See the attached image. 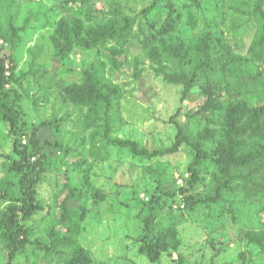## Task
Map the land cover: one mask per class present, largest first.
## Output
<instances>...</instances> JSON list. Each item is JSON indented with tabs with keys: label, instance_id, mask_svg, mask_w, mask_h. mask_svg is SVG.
Here are the masks:
<instances>
[{
	"label": "rangeland",
	"instance_id": "rangeland-1",
	"mask_svg": "<svg viewBox=\"0 0 264 264\" xmlns=\"http://www.w3.org/2000/svg\"><path fill=\"white\" fill-rule=\"evenodd\" d=\"M90 1L93 10L100 9L106 14L117 2L132 17L139 16L153 2ZM259 1L217 0L221 6L222 23L215 31L210 26L213 0H196L198 5L191 0H175L183 16L172 33L187 42H198L209 34L215 49L218 43H223L233 54L247 58L254 74L259 73L264 81V61H254L250 55L258 22L248 15ZM70 3L67 0H0V55L5 58L7 68L12 70L6 75L14 73L7 89L20 95L19 138L26 145L34 139L45 156L32 158L41 172L42 181L37 189L44 206L35 222L30 223L35 238L49 241L47 232L54 226L61 227L62 212L56 208L54 197L65 185L72 187L74 181L78 184L84 182V174L88 172V181L99 193L95 196L96 191H93L86 203L78 242L89 251L92 264H264V254L258 244L250 242L252 237L264 234V211H261L264 209V195L237 207L239 216L236 219L227 213V207H200L194 211L179 192L180 188L188 187L191 178L188 171L194 158L191 148L184 146L175 155L150 160L134 156L128 150L106 148L100 138L94 140L90 131L85 129L82 110L72 105L65 94L69 84L81 81L84 70L112 79L122 92L112 111L113 138L139 142L150 151L169 148L178 133L176 124L171 122L178 110L181 115L175 120L188 125L192 131L207 126L217 128V125L201 119L198 110L205 98L198 92L184 99V86L168 84L155 72L139 39L128 47V61L121 71L96 64L95 60L102 59L97 51L80 46L75 47L66 63L56 60L54 38L58 23L77 16V10L69 8ZM167 13L165 7H161L159 17L153 13L154 19L143 20L144 28L160 33ZM84 16L86 12L83 11ZM138 31L139 26H136L135 32ZM138 62L141 63L139 68L143 69L140 77L135 75ZM239 80L236 77L234 83L239 84ZM243 98L251 104L264 102V88ZM226 108L227 105L222 110H214L216 120ZM212 115L209 112L204 117L210 120ZM195 120L201 121L202 125L197 127ZM215 144L206 146L210 155L205 162L206 185L197 187V194L205 192L216 169ZM66 148L69 149L67 154ZM98 149L109 151L107 160L93 161L88 151ZM11 154L12 138L8 129L0 124V183L14 199L19 196V187L6 158ZM158 189L177 195L164 197V207L156 211L154 235L175 227L180 243L176 251H171V256L164 255L160 262L152 263L140 253L138 238L144 233L140 216L149 214L147 203ZM8 204L0 205V210ZM60 250L46 256L45 253L35 255L29 249L14 264H66L67 254L71 251ZM0 264H8V253L1 245Z\"/></svg>",
	"mask_w": 264,
	"mask_h": 264
},
{
	"label": "trees",
	"instance_id": "trees-1",
	"mask_svg": "<svg viewBox=\"0 0 264 264\" xmlns=\"http://www.w3.org/2000/svg\"><path fill=\"white\" fill-rule=\"evenodd\" d=\"M67 2H71L69 8L77 10V16L72 20L62 19L58 23L54 38L56 60L66 63L75 47L80 46L85 50L97 51L102 59L95 60L96 64L121 71L128 61V47L132 41L139 39L155 72L162 75L168 84L184 86V99L191 93L198 92L205 98L198 110L201 119L208 124L217 125V128L207 126L202 130L192 131L188 125L175 120L181 115V110H178L171 119L176 124L178 133L175 143L169 148L150 151L139 142L113 138L112 111L115 102L122 97V92L112 79L84 70L81 81L69 84L65 94L72 105L82 110V123L94 140L100 138L106 148L112 146L128 150L134 156L150 160L175 155L184 146L191 148L194 152L193 161L188 168L191 178L188 187L180 188L179 192L187 206L194 211L200 207H227V213L232 219H236L239 216L237 207L243 206V203L250 204L252 199L264 195V102L251 104L243 98L264 88V81L259 73L254 74L247 58L233 54L223 43L217 42L215 49L209 34H205L198 42H187L175 36L173 28L183 16L175 0H153L149 8L143 9L135 17L127 15L117 2L111 5L107 14L100 9L93 10L90 0ZM191 2L199 4L196 0ZM213 4L210 26L218 31L222 23L221 6L217 4V0H213ZM163 6L168 13L160 33L156 34L154 29H145L143 20L154 19L153 13H157L159 17ZM83 11L86 12L84 17ZM248 16L254 17L258 22L257 36L250 49L251 59L263 62L264 1L256 3ZM136 26H139L137 33ZM140 65V62L136 65V77H140L143 72ZM10 70L5 58L0 55V124L8 129L12 138V154L6 158L10 161V172L17 178L19 187V196L13 199L3 183H0V205L9 203L0 210V245L8 253V264H14L29 249L35 255L45 253L46 256H50L51 252H59L60 249L70 250L66 264H92L89 251L78 242L80 224L86 215V203L93 196L91 193L96 191L88 181V172L84 174V182L78 184L74 181L75 186L72 187L65 185L55 195L54 204L62 212L61 227L54 226V229L47 232L49 241L35 238V231L30 227V223L35 222L37 216L44 211L37 189L42 181L41 172L37 163L32 162V158L43 154L34 139L30 145H26L19 138L20 95L15 90L7 89L14 79L13 72L6 75ZM236 77L240 78L239 84L234 83ZM216 92L217 95L214 94ZM225 105L227 108L216 120L214 110H222ZM209 112L213 114V118L206 120L204 114ZM195 124L197 127L202 125L201 121H196ZM208 143H216V169L205 192L197 194L195 189L206 185L205 162L210 158L206 147ZM65 152L67 154L69 149L66 148ZM88 152L94 162L107 160L110 156L106 149ZM98 193L96 191L94 195ZM176 195L175 192L158 189L147 203L149 214L140 216L144 233L138 238L139 251L152 263L160 262L164 255L171 256V251H176L179 247L175 227L169 228L165 233L160 232L158 236L154 235L158 218L156 211L159 207H164V197ZM261 211L256 212L260 215ZM250 242L258 244L264 254V234L252 237Z\"/></svg>",
	"mask_w": 264,
	"mask_h": 264
}]
</instances>
